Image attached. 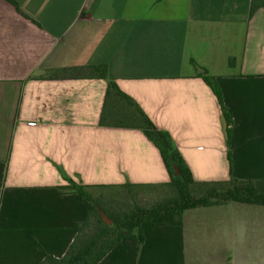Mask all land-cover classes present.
Returning a JSON list of instances; mask_svg holds the SVG:
<instances>
[{
    "label": "crops",
    "instance_id": "1",
    "mask_svg": "<svg viewBox=\"0 0 264 264\" xmlns=\"http://www.w3.org/2000/svg\"><path fill=\"white\" fill-rule=\"evenodd\" d=\"M13 1L0 0V264L66 254L90 207L64 176L169 182L140 129L100 124L108 79L170 135L196 182L264 181V6L250 16L252 0ZM143 237L97 264H264V206L188 209Z\"/></svg>",
    "mask_w": 264,
    "mask_h": 264
},
{
    "label": "trees",
    "instance_id": "2",
    "mask_svg": "<svg viewBox=\"0 0 264 264\" xmlns=\"http://www.w3.org/2000/svg\"><path fill=\"white\" fill-rule=\"evenodd\" d=\"M6 1L16 7L13 0ZM261 6H264V0H252L250 16ZM192 64L200 71V77L212 88L222 105L221 93L216 88L214 78L208 76L206 70L197 66L194 61H192ZM89 70L101 78L107 77L105 65L91 66ZM107 84L100 124L103 126L140 129L158 149L170 178L169 182L159 185L125 184L117 187H167L174 194L168 200L150 207L135 206L123 212L106 213L108 221H104L100 216L96 202L94 203L91 200L87 190L116 187L84 186L64 176L68 185L62 189L77 194L90 208L86 220L78 224V234L66 254L61 258L45 256L39 264H97L122 240H131L141 244L144 239L143 231L147 227L181 225L183 213L188 209L230 202L264 206V181H245L230 178V180L224 182H196L173 144L170 135L157 129L139 106L120 91L112 79H108ZM222 109L226 130L230 135L231 118L223 106ZM200 186L210 188L201 193H195L196 187ZM93 219H96V233L89 238H85L82 231L85 227H89Z\"/></svg>",
    "mask_w": 264,
    "mask_h": 264
},
{
    "label": "rangeland",
    "instance_id": "3",
    "mask_svg": "<svg viewBox=\"0 0 264 264\" xmlns=\"http://www.w3.org/2000/svg\"><path fill=\"white\" fill-rule=\"evenodd\" d=\"M210 187H196L195 193H201ZM197 190V191H196ZM91 200L98 206L100 216L108 221L107 214L123 212L135 206L150 207L156 203L168 200L173 196V191L167 187H116V188H91L87 190ZM93 219L89 227L82 231L85 238L96 233V224Z\"/></svg>",
    "mask_w": 264,
    "mask_h": 264
}]
</instances>
